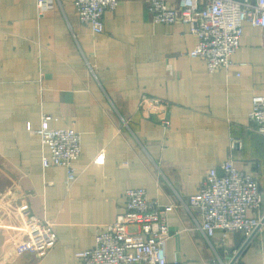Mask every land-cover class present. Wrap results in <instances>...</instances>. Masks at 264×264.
I'll return each instance as SVG.
<instances>
[{
    "label": "crops",
    "instance_id": "obj_1",
    "mask_svg": "<svg viewBox=\"0 0 264 264\" xmlns=\"http://www.w3.org/2000/svg\"><path fill=\"white\" fill-rule=\"evenodd\" d=\"M46 1L39 11L37 0H0V204L16 229L0 224V264H77L131 187L167 206V264H264L263 229L238 254L241 232L208 239L199 214L181 204L232 158L262 194L248 216H264V135L248 118L252 98L264 95V28L243 22L232 64L209 73L188 55L197 40L187 26L152 22L146 0H118L103 33L79 21L73 0ZM43 114L51 128L81 135L72 181L64 167L42 166L48 148L26 127L37 129ZM19 210L53 224L57 239L42 255L13 254L25 234Z\"/></svg>",
    "mask_w": 264,
    "mask_h": 264
},
{
    "label": "built area",
    "instance_id": "obj_2",
    "mask_svg": "<svg viewBox=\"0 0 264 264\" xmlns=\"http://www.w3.org/2000/svg\"><path fill=\"white\" fill-rule=\"evenodd\" d=\"M46 0H37L38 10L50 6ZM118 0H73L79 21L93 33L104 32V13L115 10ZM150 19L158 24L181 23L196 38V45L188 52L190 57L204 60L207 71L228 69L232 55L240 47L243 22L264 28V0H146ZM147 104L164 112L169 106L157 98H148ZM256 130L264 135V95L252 98L248 115ZM54 118L43 114L40 125L29 133L38 137L49 154H43L44 168L64 167L67 181L75 178L74 162L81 155V135L71 128H51ZM161 125L169 126L167 119ZM104 157H96L103 163ZM262 194L253 176L238 169L232 158L220 167L208 169L194 195L181 204L196 211L201 219L200 231L206 238L217 232L226 238L239 231L246 240L256 230H264V216L249 217V210H257ZM167 206L163 207L142 188L131 187L125 191L123 209L112 223L97 232L93 247L75 253L77 264H167L165 241L169 236L166 222ZM19 218L25 228L24 237L17 243L18 254L42 255L50 249L56 235L53 224L39 220L34 215L19 210ZM136 227L131 231L129 227Z\"/></svg>",
    "mask_w": 264,
    "mask_h": 264
},
{
    "label": "rangeland",
    "instance_id": "obj_3",
    "mask_svg": "<svg viewBox=\"0 0 264 264\" xmlns=\"http://www.w3.org/2000/svg\"><path fill=\"white\" fill-rule=\"evenodd\" d=\"M10 211V209H9V205H5V204H0V214L1 213H4L3 214V216H2V218L1 219H3L2 220V222H0V224H4V223H9V226H8V230L9 231H12V232H14L16 229L12 226V224H13V222L12 221H10V219H8V217H12V214H10V215H7V213ZM7 212V213H6ZM6 213V214H5ZM9 214V213H8ZM19 241H18V239H16V238H14L13 240H12V242H11V244H13V246H12V249H13V247H14V251H13V254L14 255H16V254H18L17 253V250H16V246H17V243H18Z\"/></svg>",
    "mask_w": 264,
    "mask_h": 264
},
{
    "label": "water",
    "instance_id": "obj_4",
    "mask_svg": "<svg viewBox=\"0 0 264 264\" xmlns=\"http://www.w3.org/2000/svg\"><path fill=\"white\" fill-rule=\"evenodd\" d=\"M257 231L255 230L252 235L245 241L244 245L241 247V249L238 251V254L241 252V250L246 246V244L249 242V240L252 238V236L256 233Z\"/></svg>",
    "mask_w": 264,
    "mask_h": 264
}]
</instances>
